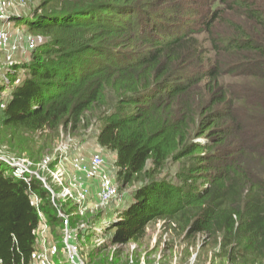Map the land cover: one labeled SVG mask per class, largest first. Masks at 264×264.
<instances>
[{"label": "trees", "instance_id": "1", "mask_svg": "<svg viewBox=\"0 0 264 264\" xmlns=\"http://www.w3.org/2000/svg\"><path fill=\"white\" fill-rule=\"evenodd\" d=\"M200 1L193 23L180 17L190 12L182 0H39L12 12L0 29L17 50L0 53H17L21 26L45 40L0 69V124L51 132L46 147L25 148L36 162L60 128L94 115L113 182L142 177L121 208L76 231L103 227L110 244L141 243L161 220L221 234L226 264H264V4ZM171 160L188 164L162 175ZM11 168L0 159V264H33L40 214L63 229L66 218L71 231L78 211L59 216L55 193Z\"/></svg>", "mask_w": 264, "mask_h": 264}, {"label": "rangeland", "instance_id": "2", "mask_svg": "<svg viewBox=\"0 0 264 264\" xmlns=\"http://www.w3.org/2000/svg\"><path fill=\"white\" fill-rule=\"evenodd\" d=\"M19 1L4 0L5 14L9 16L12 12H29L34 8V3L36 4L39 0H24V3L18 7ZM182 1L188 6L190 12L189 14L182 12L180 17L187 18L192 23L198 21L200 18L199 9L202 7L201 1ZM251 1H258L260 5L264 4V0ZM13 21L15 22L11 19L7 22L6 29L14 27ZM19 33H22L24 38L20 41V46L18 43L17 53L14 55L0 53V69L18 60L24 62L23 58L27 55V59H29V49L45 40L30 33L24 26L20 27ZM207 44L208 42L205 43V45ZM11 59L12 61H9ZM1 102L3 103L4 99ZM89 119L92 122L90 121L87 126L81 124L77 129L60 128L59 132L55 134V138L51 140L50 148L44 149L41 152V160L34 159L36 162L31 161L32 159L29 160L25 148L29 146L30 140H32L31 145L35 151L46 147L47 142L44 139L46 136H50L51 132L45 130L36 134L22 133L0 124V156L8 158L12 162L23 161L24 167L39 178L45 187L55 193L54 203L57 205L59 216L64 215L63 211L72 212L73 205H76L78 211V216L70 224L71 231L68 228L64 230L65 228L63 229L60 225L47 224L45 218L40 214L42 226L37 231L33 264H226L228 248H223L222 243L225 239L221 234L216 237L202 233L188 235L179 228H174L172 224L161 220L148 226L147 235L141 243L110 244L103 227L88 234L85 231H76L79 225L84 224L85 227H88L94 221H99L102 215L121 208L130 199L137 186L144 183L141 180L142 177L127 185L115 181L113 182L116 189L115 194L107 201H102L99 198L98 176H87L85 169L76 166V163L82 158V166L89 165L94 154H99L105 163H112L113 157L108 150L102 149L96 144V134L101 123L94 115L90 114ZM69 153H73V155L68 156ZM54 159L56 160L54 161ZM187 164V162L171 160L166 164L162 175L173 176L177 171L183 170ZM101 169L106 170L105 166ZM47 180L50 185H53L52 187L47 184ZM95 180L98 187L93 185ZM81 189L85 190V196L83 200L79 201ZM65 231L71 235L67 243L64 240ZM235 239L239 240L238 237ZM73 247L74 251H69ZM71 257L74 258V261L71 260Z\"/></svg>", "mask_w": 264, "mask_h": 264}, {"label": "built area", "instance_id": "3", "mask_svg": "<svg viewBox=\"0 0 264 264\" xmlns=\"http://www.w3.org/2000/svg\"><path fill=\"white\" fill-rule=\"evenodd\" d=\"M23 3H24V0H20L18 2V5L20 6ZM4 6H5L4 0H0V19L1 20H6L8 18V15L5 14L6 8ZM10 39H11V33L5 29H0V49H9V48L16 49L17 48L16 43H13L9 47V40ZM0 159L5 160L9 165H11V167H12L11 172L14 176L22 177L24 180H27V178L24 177L23 175L25 172H29V173H31V172L28 171V169H26L24 167L23 161L12 162L10 159L5 158L3 156H0ZM77 165L79 167H81V168L83 167V169H85L84 171H86L87 176H89V177L98 176V178H99L98 195L102 201H107L109 198H111L115 194L116 189L113 185V179L106 170L101 169L105 165V161L99 154H94L92 156L91 160L89 161V165L82 166L83 165V159L82 158L76 163V166ZM81 168H79V169H81ZM84 196H85V190L81 189V192H79L78 200L79 201L83 200ZM62 217H64V216H62ZM63 222L65 225L64 230H66L67 229L66 226L68 224V221L65 218ZM41 226H42V224L40 222V224L36 230V234H37V231H39V229L41 228ZM70 238H71V235L67 231H65V239L64 240L66 241V243L68 242V240H70ZM74 249L75 248L73 247V248L69 249V251H72V250L74 251ZM71 260L74 261V258L71 257Z\"/></svg>", "mask_w": 264, "mask_h": 264}]
</instances>
